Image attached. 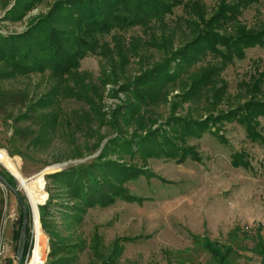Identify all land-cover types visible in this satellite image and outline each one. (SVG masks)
Instances as JSON below:
<instances>
[{
	"label": "trees",
	"instance_id": "1",
	"mask_svg": "<svg viewBox=\"0 0 264 264\" xmlns=\"http://www.w3.org/2000/svg\"><path fill=\"white\" fill-rule=\"evenodd\" d=\"M259 1L219 0L208 10L203 0H55L24 31L0 33V116L6 118L19 110L12 119L14 125L28 123L24 128L15 126L7 139L13 146L8 153L25 159L27 154L17 142L20 147L27 144L26 149L38 144L47 149L55 142L69 140L73 151L55 162L83 158L99 150L89 161L45 175L48 196L43 204L36 205L40 229L49 241L45 264H73L84 248L89 253L88 264H117L123 243L129 238L117 237L105 244L97 229L88 239L62 234L55 215L60 213L65 226L71 227L88 209L108 207L118 200L141 203L143 198L132 193L127 182L140 174L147 175L149 159L198 161L195 145L188 144L187 139L200 138L210 131L224 144L219 128L232 121L244 128L246 138L264 146L260 124V118H264V68L255 66L248 79L238 83L237 106L219 108L229 97L222 71L234 60L243 59L247 49L264 47V23L249 26L241 19L242 10ZM39 2L13 0L5 19L21 20ZM8 4L5 0L3 7ZM131 30L134 32L130 34ZM152 49L160 53V59L147 64ZM87 55L102 60L96 80L89 72L79 70L81 59ZM131 58L137 59L139 67L138 74L129 79L125 67ZM36 75L42 77L43 84L41 89L38 84L37 94H30L28 88L3 86V82ZM119 79H125L120 91L127 93V98L107 119L102 104L104 86L117 84ZM176 87L182 102H190L189 108L194 109V105L203 104L206 116L195 120L191 111L188 118L171 113L165 121L171 131L168 134L160 125L153 127L158 121L155 109ZM70 99L79 101L80 107L63 110L62 103ZM175 108L172 103L171 110ZM103 127L114 134L108 137L101 132ZM28 130L34 134L30 140ZM81 137L84 139L78 144ZM230 162L234 167L250 168L243 151L232 153ZM0 175L2 186L16 188L15 179L3 168ZM2 204L0 188V207ZM25 205L28 222L20 264L27 250L31 222ZM18 210L19 226L13 234L17 240L22 226L19 203ZM237 231L234 228L230 235ZM251 237L254 251L264 262L261 227ZM194 238L214 264H230L232 254L241 247L235 235L229 243L206 236ZM234 242L238 243L236 247Z\"/></svg>",
	"mask_w": 264,
	"mask_h": 264
},
{
	"label": "rangeland",
	"instance_id": "2",
	"mask_svg": "<svg viewBox=\"0 0 264 264\" xmlns=\"http://www.w3.org/2000/svg\"><path fill=\"white\" fill-rule=\"evenodd\" d=\"M4 1L0 0L1 34L24 31L32 20L45 14L55 0H41L18 21L5 19L6 10L12 6L13 0H7L9 4L6 7H3ZM203 1L206 8L212 10L219 0ZM175 13L179 14L180 10L176 9ZM241 19L249 26L264 23V0L244 8ZM134 31L131 30L130 34ZM150 51L152 57L147 64L160 59L159 52ZM137 62V59L131 58L125 67L129 79L138 74ZM255 66L264 68V47L247 49L243 59L234 60L222 71L229 97L226 102L220 103L219 108L225 110L237 106L235 95L239 90L238 83L246 81ZM101 68L99 56L87 55L80 61L79 70L89 72L94 80L100 75ZM124 81L119 79L117 84L107 83L104 86L102 104L107 119L113 110L126 101L127 93L120 91V84ZM38 84H41V89L43 84L39 75L3 82V86L8 89L28 88L32 95L39 93H36ZM180 93L176 87L167 95V101L155 109L158 121L153 127L160 125L166 133L171 134L165 123L171 113L188 118L186 115L191 111L195 120H202L206 116L203 104L194 105L197 106L195 109L189 108L190 102H182L178 98ZM172 103L176 106L174 110H171ZM80 105L79 101L70 99L62 103V108L69 111ZM18 113L19 110H14L6 118L0 116V168L15 179L16 188L29 207L31 222L24 260L34 240L35 247L26 264H45L49 241L40 229L36 206L37 203L43 204L48 196L45 175L89 161L99 150L83 158L55 162L56 158H64L73 151L71 140L55 142L47 149L40 144L26 149L27 144L20 147L17 142V147L22 148L27 157L24 159L16 154L10 155L8 149L13 146L7 139L11 137L15 126L28 127V123L22 121L14 125L12 119ZM260 124L264 134V118H260ZM219 131L226 140L224 144L210 131H205L200 138L187 139L188 144L195 145L200 158L198 161L191 158L183 162L166 158L149 159L147 175L140 174L127 182L130 191L143 198L141 203L118 200L108 207L88 209L82 219L71 227H66V221L60 213H56L55 221L62 234H76L88 239L97 229L105 244H110L117 237L129 238L123 243L117 264H214L201 242L194 237L206 236L219 243H229L230 237L235 235L241 240V247L232 254L230 264H264L262 257L253 249L254 240L251 237L260 227L264 237V146L246 138L244 128L234 121L224 122ZM101 132L108 137L114 134L113 130L106 127ZM26 134L28 140L34 136L30 130ZM83 139L81 137L77 143L81 144ZM239 151L247 155L250 168L231 165V154ZM49 167L52 168L47 170ZM2 185L0 182L3 197L0 207V264H16L19 244L13 234L19 226V202L12 191ZM234 228L238 231L230 235ZM233 245L236 247L238 243L234 242ZM89 258L88 250L84 248L78 252L73 264H88Z\"/></svg>",
	"mask_w": 264,
	"mask_h": 264
},
{
	"label": "water",
	"instance_id": "3",
	"mask_svg": "<svg viewBox=\"0 0 264 264\" xmlns=\"http://www.w3.org/2000/svg\"><path fill=\"white\" fill-rule=\"evenodd\" d=\"M0 181L4 182L2 176L0 175ZM18 188H13L12 186H10V190L12 191L13 195L15 196V198L18 200L21 210H22V226H21V232H20V237L18 239V244H19V249L17 251L16 257V264H20V260L24 251V247H25V237H26V228H27V222H28V213L26 210V205L25 202L23 200V198L21 197L20 193L17 190Z\"/></svg>",
	"mask_w": 264,
	"mask_h": 264
},
{
	"label": "built area",
	"instance_id": "4",
	"mask_svg": "<svg viewBox=\"0 0 264 264\" xmlns=\"http://www.w3.org/2000/svg\"><path fill=\"white\" fill-rule=\"evenodd\" d=\"M32 242H33V240H32ZM34 244V243H33ZM32 246V243H31V245H30V248H29V252H28V254H27V257H26V259L24 260V262H23V264H26L27 263V261H29V258H30V256H31V252H32V250H33V246ZM0 255H1V252H0ZM29 255V256H28Z\"/></svg>",
	"mask_w": 264,
	"mask_h": 264
},
{
	"label": "bare ground",
	"instance_id": "5",
	"mask_svg": "<svg viewBox=\"0 0 264 264\" xmlns=\"http://www.w3.org/2000/svg\"><path fill=\"white\" fill-rule=\"evenodd\" d=\"M50 168H52V167L47 168V170H49ZM47 170H46V171H47ZM34 226H35V225H34ZM35 227H36V226H35ZM36 228H37V227H36ZM34 231H36V229H35Z\"/></svg>",
	"mask_w": 264,
	"mask_h": 264
}]
</instances>
